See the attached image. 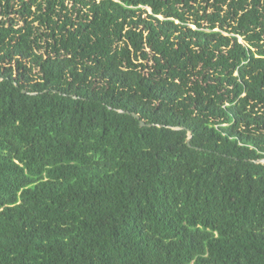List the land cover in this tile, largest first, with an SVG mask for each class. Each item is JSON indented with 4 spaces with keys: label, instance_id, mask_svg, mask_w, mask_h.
Returning a JSON list of instances; mask_svg holds the SVG:
<instances>
[{
    "label": "trees",
    "instance_id": "trees-1",
    "mask_svg": "<svg viewBox=\"0 0 264 264\" xmlns=\"http://www.w3.org/2000/svg\"><path fill=\"white\" fill-rule=\"evenodd\" d=\"M261 159L264 0H0V264H264Z\"/></svg>",
    "mask_w": 264,
    "mask_h": 264
},
{
    "label": "water",
    "instance_id": "water-1",
    "mask_svg": "<svg viewBox=\"0 0 264 264\" xmlns=\"http://www.w3.org/2000/svg\"><path fill=\"white\" fill-rule=\"evenodd\" d=\"M118 112H119V113H125V112L120 111V110H119ZM126 114H128V113L126 112ZM130 115H131L133 118L138 119V116H137V115H135V114H133V113H130ZM139 125H140L141 127L145 126V124H144L143 122H139ZM172 129H174V130H184L183 127H173ZM186 133H187L186 143H187V145H189V140H190V136H191V134H190V131H188V130H186ZM257 163H264V159L258 160Z\"/></svg>",
    "mask_w": 264,
    "mask_h": 264
}]
</instances>
